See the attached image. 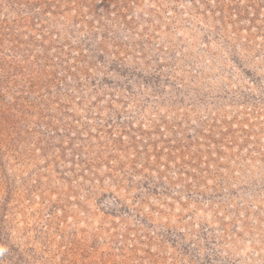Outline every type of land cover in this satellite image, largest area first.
Listing matches in <instances>:
<instances>
[{"label": "rangeland", "instance_id": "374dc122", "mask_svg": "<svg viewBox=\"0 0 264 264\" xmlns=\"http://www.w3.org/2000/svg\"><path fill=\"white\" fill-rule=\"evenodd\" d=\"M0 264H264V0H0Z\"/></svg>", "mask_w": 264, "mask_h": 264}]
</instances>
